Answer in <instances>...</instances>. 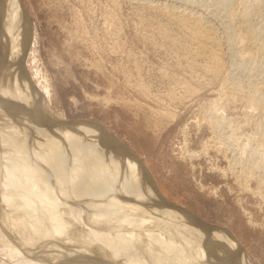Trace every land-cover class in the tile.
Instances as JSON below:
<instances>
[{"label": "rangeland", "instance_id": "374dc122", "mask_svg": "<svg viewBox=\"0 0 264 264\" xmlns=\"http://www.w3.org/2000/svg\"><path fill=\"white\" fill-rule=\"evenodd\" d=\"M23 1L34 25L26 67L56 113L104 126L167 199L264 264V0ZM243 1L246 17L228 23ZM174 10L216 30L220 75L193 63L167 22Z\"/></svg>", "mask_w": 264, "mask_h": 264}, {"label": "bare ground", "instance_id": "6f19581e", "mask_svg": "<svg viewBox=\"0 0 264 264\" xmlns=\"http://www.w3.org/2000/svg\"><path fill=\"white\" fill-rule=\"evenodd\" d=\"M242 5L228 23L246 17ZM183 12L167 22L196 67L220 75L216 30ZM33 34L24 1L0 0V264H251L230 230L167 199L104 126L56 113L26 67Z\"/></svg>", "mask_w": 264, "mask_h": 264}]
</instances>
